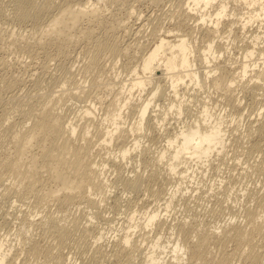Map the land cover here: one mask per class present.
<instances>
[{
  "label": "bare ground",
  "instance_id": "1",
  "mask_svg": "<svg viewBox=\"0 0 264 264\" xmlns=\"http://www.w3.org/2000/svg\"><path fill=\"white\" fill-rule=\"evenodd\" d=\"M119 1L0 0V49L26 52L31 57L29 62L17 60L21 53L15 60L34 81V85L24 90L22 82L28 76H12L6 56L4 59L0 56V68L7 74L5 79L8 74L11 77L6 82L2 81L4 77L0 80V200L14 196L17 202L23 201L35 209L20 214L23 231L18 234L19 239L15 238L19 243H13L17 246L14 250L11 242L12 246L0 239V264H19L20 259L19 263L17 260L23 253L29 258L43 256L46 264H75L71 255L63 253L62 248L69 240H74L76 254L85 264H102L109 255L120 264L123 259L128 263L137 252L143 254L141 264H264V191H248L247 197L255 203L246 206L242 220L236 217L235 221L210 224L190 215L170 223L175 219L167 214L177 191L185 195L189 190L188 184L185 190L181 185L184 179L197 177L198 171L207 174L215 160L227 155L230 125L221 114L223 108L216 115L212 110L217 104L213 105L206 95L196 100L197 88L202 91L205 87L212 88L221 93L232 108L242 105V95L247 90L264 88V0H177L174 13L196 21L197 32L200 29L203 32L201 44L194 43L192 32L168 29L151 42L140 64L130 66L131 72L125 77L115 73L114 66L110 70L109 67L119 55L129 54L133 43L117 44L110 40L109 33L102 36L98 31L101 27L107 32L132 29L126 19L133 16V5L126 9V19L105 23L106 13L112 11L110 6ZM254 23L259 29L249 30ZM141 28L134 33H140ZM235 29L242 32L239 40L238 36L231 38ZM244 39L250 47L244 48L243 60L230 57V50H234L231 40ZM80 43L83 45L79 53L81 56L84 53L80 78L64 64L60 65L62 70L50 71L53 57L42 63L37 61L42 53L49 56L50 48L59 51L58 56H68L69 49ZM105 52L113 56L108 62L102 56ZM37 68H41L39 74ZM124 68L127 69V64ZM19 82L24 87L22 92L19 87L18 92H5ZM100 89L111 90V94L105 98ZM191 90L194 92L190 93ZM72 97L91 103L70 109L67 101ZM96 103H101L102 114ZM189 112H195L191 122L179 119ZM257 115V124L245 134L247 138L254 137L250 147L260 154L261 161L255 170L264 164L263 107ZM176 116L177 120L170 121ZM100 143L116 146L115 160L127 165L135 154L137 162L152 167L150 176L163 182L166 178L165 184L173 182L167 191L159 188L148 191L156 196V206L139 214L131 210L128 225L122 224L128 230L124 232L123 228V234L119 231L121 235L118 234L120 237L110 249L101 241V229L92 227L94 221L90 219L94 213L99 214V206L107 201L113 186L106 175L107 159L99 155ZM146 152L150 159L144 157ZM143 174L132 170L121 177L123 186L131 192L146 187ZM223 193L216 196L221 202L211 207V212H226L228 205L224 207L222 201H226L229 193ZM112 201L117 204L119 198ZM87 205L99 208L89 213V207V218L85 217ZM74 206L81 208L79 214L72 211ZM38 215L41 216L37 218ZM138 228L140 233L133 238ZM168 228L172 235L163 242L161 235ZM168 250L172 253L163 255ZM168 254L171 255L167 257Z\"/></svg>",
  "mask_w": 264,
  "mask_h": 264
},
{
  "label": "rangeland",
  "instance_id": "2",
  "mask_svg": "<svg viewBox=\"0 0 264 264\" xmlns=\"http://www.w3.org/2000/svg\"><path fill=\"white\" fill-rule=\"evenodd\" d=\"M176 3H177V0H121L118 3L110 6L112 11H109L106 13V16H105V23L106 24L110 23L114 19H126L125 11H126V9H128L129 6H132V5L134 6L133 7L134 8L133 9L134 14H133V16H131V18L126 19L129 23L130 27L132 28V29L128 30V32L126 31L128 34L125 31L122 32L123 31L122 29H121V31L116 29L113 32L112 31L107 32V30L104 27L98 28V31H100V35L103 36L106 33H109L111 35L110 40L115 41L117 44H124L125 45L128 42H130L131 44L133 43V46L128 50V52H130V53L129 54L125 53V54L119 55L116 62L109 67V70L114 66L113 70L115 71V73H122L121 74L122 77H125V76H127V74H130V72H131L130 66L135 65V64L139 65L141 60L143 59V56H145V54L148 52L149 45L151 44V42L155 41V39L161 33L167 31L168 29L180 31L181 33L192 32L191 35L194 36L195 38H197V42H195V38H194V43L198 44V45L201 44V38L203 36V32H201V29L199 32H197L198 27H194L196 21H193V19H189V17H187L185 15L178 17V15L176 14L177 13V4ZM171 12H172V14H171ZM174 12H176V13H174ZM143 23L145 24L144 26H143ZM256 25H257V23H254L253 26L249 27V30L251 28H253V29H251L252 31L253 30L256 31V29L258 30L259 27L258 26L256 27ZM137 26H139V27H137ZM140 27H142L141 32L140 33H134V30L137 28H140ZM254 27H256V28H254ZM261 30H263V29H261ZM223 31H226V27L224 29H222V32ZM235 33L236 34L238 33L239 35L238 34L236 35ZM227 34H228V32H227ZM231 35H232L231 38H233L234 36H238L239 37L238 40H239L240 36L242 37V32L240 33V31H238V29H235L234 34L231 33ZM263 35H264V33H263ZM224 39L225 38H223V40ZM238 40H237V42H232V40H231L230 44H232V46H233L232 48L234 50H232V49L230 50L231 55L229 54V56L231 57L233 55L234 57L235 56L237 57V58L235 57L237 60L238 59L243 60V58H242L243 50L245 47H250L249 46L250 43L246 39L240 40V41H238ZM78 45L79 44L74 46V48L69 49L68 54L70 53V55H68V56L67 55H65V56L59 55L58 56L59 51H57L54 48H50L49 56H46L45 54L42 53L39 57H37V61L42 63L43 61H47L48 59L51 60L53 57V60H51V61L49 60L51 63L48 61L50 63V71L54 72V70H56V69H57L56 71L62 70L63 68L60 65L64 64L66 67H70L71 69H73L77 73V77L80 78V75H81V67L80 66L83 64V62H81V61H83L82 57L84 56V53H82L83 56H81V53H79V51H81V49H82L83 44L81 45V43H80L81 46L80 45L78 46ZM12 50H14L15 53L14 52L12 53L11 52ZM18 50L20 51L21 49H18ZM18 50L15 51V49H9V48H8V50H7V48L6 49H0V56H2L3 59L6 56L5 59L7 58L6 60H8L7 65H9L10 72H11L12 76L13 75L15 76L17 74L26 75L29 73V72L23 70L24 67L21 65H18L17 61L15 60L16 56L19 55L20 53H21V56H22V54L24 55L26 53V52L24 53L22 50L19 52ZM78 54H80V55H78ZM21 56L20 55H19V57L17 56V60H18V58H21V59L23 58V60L25 59V62H27L26 60L31 59V57H28L29 55L27 53L23 57H21ZM25 56H26V58H25ZM102 56L106 62H108L109 59L113 58V56H110V54L107 52L103 53ZM234 57H232V58H234ZM29 61L30 60H28V62ZM15 63L17 65H15ZM125 64H127V69L124 68ZM37 66H38V64H37ZM37 69L38 70H35V71H37V74H39V71H41V68H37ZM117 70H119V72H117ZM1 71H2V69L0 68V80H2L1 77H4L2 80L3 82H6L7 81L6 79H8V78L11 79L10 74H8L9 77L5 79L7 74H4L3 71L2 72ZM13 73H15V74H13ZM28 75H26V76H28ZM26 76H25V78H26ZM78 78H76L75 81H77ZM8 81H9V79H8ZM25 81L22 82V86H24L25 88L22 87L20 84L21 82H19L18 85L12 86V87H14L13 89L12 88H10L9 90L5 89L6 90L5 92L11 91V90L16 91L18 87H19L18 89L20 92L23 88H24V90L28 89L27 88L28 86L30 88V84H31V86L34 85L33 79H31V77L29 78V76L27 79H25ZM83 84H86V83H83ZM162 84H165V82L163 81ZM70 85L72 87H74L73 86L74 84H70ZM70 85H68V86L71 88ZM71 89H73V88H71ZM263 89L264 88H262L260 90L256 89L255 92L254 91L250 92L247 90L245 92V94L242 95L244 97V101H243L242 105L240 107L232 108V106L230 104H228L224 101L221 93H217L216 91H213L212 88L207 89L205 87L203 91L201 89L197 88V95H195L196 100L197 99H203L204 98L203 95H206L208 97V99L211 100V103H213V105L217 104V106L213 107V110H212L213 112H215L216 115L219 114V112H221V108H223V112H221V114H223L226 117V123L230 125V131H228V133L230 134L229 135V138H230L229 141L230 142L228 143V146H227L226 157L223 159L215 160L214 167H209L207 169V174L201 175L202 173L200 171H198L197 177L184 179L185 182L183 181V183L181 185L184 187V190H185L186 184H188L189 190H187L188 192L185 195H182L180 191L179 192L177 191V195L174 198V203L171 205V207L169 208V212L167 213V214H169L170 219H175V220H171L170 223L173 221H179L180 219H182L180 217L188 218L190 215L192 218L193 217H199V219H202V221L205 220L204 222H206L208 220L207 223L211 222L210 224H214V222L225 223V222H229V221H235V219H237L236 217H238V220H242V219H244L243 215H244V209H246V206H252L255 203L254 201H250L249 198L247 197L246 194L248 193V191H257V189H258V191L261 190L260 192L264 191V172H263L264 171V164L261 167L262 170L261 169L255 170V168H256L255 165L261 161L260 154L257 153L256 149H253V148L251 149L252 146L250 147V145H252L251 143L253 142V140H251V139L254 137H252V136H250V137L248 136V138L246 137L248 135L247 132L249 130H253V129H251V127H253V126H255V124H257L256 119L258 118V115L256 116V112L259 110V108H261V107L264 108V90ZM73 90L75 91L76 88H74ZM16 92H18V91H16ZM193 92H194V90L190 91V93H193ZM99 93L102 96H104L105 98H108L109 95L111 94V90L109 91L108 89H105V90L100 89ZM77 99L78 98L72 97V98H70V100L67 101V104H68V106H70V109H71V107L77 108V106H79V104L84 105V104L91 103L88 100L87 101L84 100V98L82 100L81 99L77 100ZM72 103H74V104H72ZM196 103H197V101H196ZM99 104H101V103H96V105H98L97 111H99L100 114H102L103 109L101 108V105H99ZM217 110H219V112H217ZM194 113L195 112H189L186 114H182L181 118H179V116L172 117L170 119V121H174V120H177V118H179V119H184L186 122H191L193 120V118H191V116H194L193 115ZM173 115H175V114H173ZM233 116H235V118H233ZM170 117H171V115H170ZM245 134H247V135L245 136ZM254 134H255L254 136H256L257 138L259 137V136H257L256 133H254ZM99 140H102V138H100ZM262 141L264 142V138L261 140V142ZM155 145H159V143H157ZM155 145L153 144V147L151 149H153L155 147ZM97 147H98V150L100 149L99 155L102 158L105 157V159H107V161H106L107 162L106 175H107V177H109V180L113 183V186L110 189V191L111 190L112 191L110 192L108 198L106 199L107 201H105V203H102V206H99L100 210L96 206H92V205L88 206L87 205L88 208H87V210H85L87 212V216H85V217L86 218L90 217V216H88L89 207H91V208L93 207V209H94L93 210L90 208L89 213H91L92 211L94 212L95 208H97L96 209L97 211L99 210V214L94 213L96 215L93 214L90 217V219L91 220L93 219V221H94L93 222L94 224H92V227L94 225H96V226H94L95 228H97L98 230L101 229L100 231L103 233V237L101 238V241L106 243V245H107L106 249H110L112 242L115 241L117 237H120L119 235L123 234L126 230H128L125 227H126V225H128V221H129L128 220V213L131 210H136L137 214H139V212H142L143 209H150V208H154L156 206L154 204L155 203L154 198H156V196L151 195V193L148 191H152L153 188L154 189L159 188L162 191H167L168 187L173 182L165 184L166 178L164 179V182H163L162 181L163 179H161V178H156V177L150 176V172H151L152 167L147 166L144 163H141L140 161L137 162V156L135 154H133L135 158L132 160V162H129L126 165L122 160L120 162V161L114 159L115 158L114 155L117 153L116 146H114L110 143L109 144L100 143L99 145H97ZM149 155H150L149 152H146L144 154V157L149 158ZM150 162H152V161L150 160ZM150 162H148V163H150ZM132 170L139 172L141 174H143V172H144L143 176L146 178V182L148 183V185H146V187L141 188L140 190H135V191L131 192L123 186L122 181H121V177L126 176L127 173H131ZM224 178H225V180H223ZM186 180H187V183H186ZM211 182H213V184ZM209 185L212 188H210ZM220 185H221V187H220ZM213 191L215 194L213 193ZM218 191L222 195L224 194L223 191H225V192L228 191V193H229V196L227 197L226 201L225 200H224L225 202L222 201L223 205L226 204L224 207H226L228 205V208H225L226 212H222V214L224 213L225 215L224 214L222 215L221 213H214L213 211L211 212V207H213L215 204H216L215 206H217V204H219L221 202V201L217 200V197H216L217 195L219 197H221V194L218 193ZM208 192H212V193L208 194ZM113 193L115 196L113 195ZM243 194H245V195H243ZM211 195H212V197H211ZM116 198H119V203H117V204H115V202L112 201ZM145 199L146 200L148 199V200L146 201ZM15 201H16V203H15ZM160 202H163V201L161 200ZM84 204L83 205L81 204V207L85 206ZM249 204H251V205H249ZM15 205H17V206H15ZM29 206L27 203H24L23 201L18 200V202H17V199L14 196L10 197L6 201L0 200V239L3 238L5 242L7 241L6 243L8 245L10 242L12 244L15 243L18 245L19 240H18V243H16L17 241L15 238L19 239V237H21V236L18 234L23 231V227H21V225H20V217H22L21 215H24V214H21V213H25L29 209L30 210L28 212H32L35 210L34 208H33L34 210L31 209ZM52 206H53V208L55 207V205H52ZM162 206H164V205H162ZM85 208H86V206H85ZM20 209H21V211L22 210L23 211L21 212ZM80 209L81 208L76 209V206H74L72 211L75 213L77 212L76 214H79L80 213L79 211H81ZM100 211H102V212L100 213ZM86 212H84V213H86ZM209 212H211V214ZM192 213L198 214L199 216L195 215V214H194L195 216H193ZM38 214H41V213L39 212ZM207 214H208V216H207ZM219 214H220V216H219ZM230 214L231 215L233 214L232 216H235V218H233V220L230 218L231 217ZM69 215L71 216V214H69ZM69 215H67L68 216L67 219L70 218ZM204 215H205V217H204ZM212 215H214V216H212ZM17 216H18V218H17ZM40 216L41 215H38L36 217L39 218ZM94 216H95V218H94ZM121 216H122V218H121ZM123 216H125V217L127 216V217L123 218ZM86 218L84 220H86ZM176 218L177 219L179 218V219L177 220ZM124 219H125V221H124ZM137 220H138V222H142L143 219H137ZM137 220H136V222H137ZM95 223H97V224H95ZM122 224H125V227ZM121 225H122V227H120ZM123 228H124V230H123ZM32 229L30 228V231L33 232ZM38 229L39 228H37V229L35 228L36 232ZM131 230H133V228H131ZM119 231H120V233L121 232H123V233L119 234ZM169 231L171 232V230L168 228L167 230H165L164 234L161 235V240L163 242H165V240L168 239L169 235L170 236L172 235V234H170ZM36 232H34V233H36ZM39 232H40V229L38 230V233ZM137 233L139 235V233H140L139 228H138V230L136 229L134 231L133 238L138 236ZM11 238H12V240H11ZM70 242H71V244H70ZM11 243H10V245H11ZM68 243L70 245H68ZM74 244H75L74 240L73 241L69 240V242H67V246L64 245L63 246L64 248H62V249H64L63 253L65 255H67L68 257H70V255H71V259L73 261L75 260L74 261L75 264H85L84 261L82 260V258L79 257L78 254H76L77 249L75 250L76 247L74 246ZM15 246L16 245H14L13 250H14V248L17 247V246L15 247ZM73 251H74V253H73ZM167 252H171V251L168 250L163 255H166ZM24 254L25 253L21 254L20 258H18V260H17L18 263H19V259H20L19 264H21L22 262H23L22 264H24V263L25 264H28V263L29 264H46L43 256L32 257V258L30 257L29 258V256H27L28 254L25 256H24ZM142 255H143L142 253L137 252V255L133 259L134 261L132 260V261L127 263V261L125 259H123L122 263L123 264H130V263L131 264H141L140 261L142 260ZM170 255L171 254H168L167 257H169ZM72 256L75 258H73ZM24 257H26V258H24ZM22 258L24 259V261ZM99 264H101V263H99ZM102 264H120V262L117 261V259H115L114 257L109 255L108 259Z\"/></svg>",
  "mask_w": 264,
  "mask_h": 264
}]
</instances>
